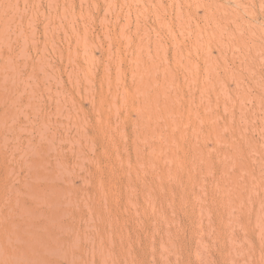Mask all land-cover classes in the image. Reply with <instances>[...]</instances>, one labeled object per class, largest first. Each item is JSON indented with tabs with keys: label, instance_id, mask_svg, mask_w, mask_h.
Masks as SVG:
<instances>
[{
	"label": "rangeland",
	"instance_id": "rangeland-1",
	"mask_svg": "<svg viewBox=\"0 0 264 264\" xmlns=\"http://www.w3.org/2000/svg\"><path fill=\"white\" fill-rule=\"evenodd\" d=\"M0 264H264V0H0Z\"/></svg>",
	"mask_w": 264,
	"mask_h": 264
}]
</instances>
